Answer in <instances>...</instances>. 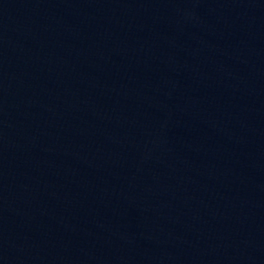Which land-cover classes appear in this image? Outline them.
Returning <instances> with one entry per match:
<instances>
[{
	"label": "water",
	"instance_id": "1",
	"mask_svg": "<svg viewBox=\"0 0 264 264\" xmlns=\"http://www.w3.org/2000/svg\"><path fill=\"white\" fill-rule=\"evenodd\" d=\"M0 264H264V0H0Z\"/></svg>",
	"mask_w": 264,
	"mask_h": 264
}]
</instances>
